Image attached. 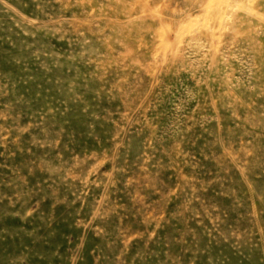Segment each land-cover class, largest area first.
Segmentation results:
<instances>
[{
	"label": "rangeland",
	"instance_id": "rangeland-1",
	"mask_svg": "<svg viewBox=\"0 0 264 264\" xmlns=\"http://www.w3.org/2000/svg\"><path fill=\"white\" fill-rule=\"evenodd\" d=\"M0 264H264V0H0Z\"/></svg>",
	"mask_w": 264,
	"mask_h": 264
}]
</instances>
